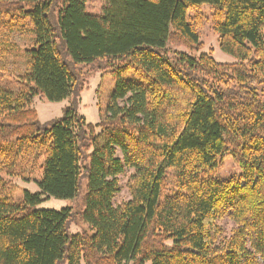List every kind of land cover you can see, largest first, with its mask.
<instances>
[{"label":"trees","instance_id":"1","mask_svg":"<svg viewBox=\"0 0 264 264\" xmlns=\"http://www.w3.org/2000/svg\"><path fill=\"white\" fill-rule=\"evenodd\" d=\"M88 2L0 0V55L18 53L11 33L32 37L17 89L0 84V264H264V0ZM205 5L235 62L193 54ZM80 64L113 76L99 122L67 108L40 123L34 97H69ZM226 156L240 174L214 175ZM83 168L91 232L69 235L71 208L36 205L74 198ZM36 175L39 192L15 198L13 178Z\"/></svg>","mask_w":264,"mask_h":264},{"label":"rangeland","instance_id":"2","mask_svg":"<svg viewBox=\"0 0 264 264\" xmlns=\"http://www.w3.org/2000/svg\"><path fill=\"white\" fill-rule=\"evenodd\" d=\"M101 8L100 0H89L88 9L94 12H99ZM203 12V18L201 24L198 27L200 39L203 43L198 51H194L193 54L196 56L200 52H210L212 57L220 63H233L236 58L224 51L219 47L217 35L213 32L211 27L210 10L208 5L201 8ZM194 13V12H193ZM191 13V14H193ZM11 42L19 47V51L16 54H5L0 55V84L6 85L13 90L17 89V85L13 81V76L20 75L27 69V58L23 54L22 50L27 48L31 44L30 33H19L14 32L8 35ZM171 52L173 51H185L184 47L168 45L167 47ZM67 62L70 63V57L65 56ZM80 72V77L84 78L87 73L89 74L85 79L79 81V85L76 91L69 97L60 101H49L48 99L38 95L34 97L33 107L37 111L38 121L42 124H49L63 116L67 108H73L77 114L82 115L88 123L97 124L100 120L101 114L103 113L105 106L109 100L110 94L114 88L113 76L108 71H103L95 64L85 65L77 67ZM257 93L264 103V84L256 85ZM96 131H99V127H96ZM86 169H82V176L79 183V189L77 194L72 199H60L55 197H49L43 199L36 205L37 209H54L60 211L62 209L71 208L73 217L69 221L67 233L75 234L84 231H89L87 223L79 219L78 213L83 209V198L87 191L86 183ZM241 169L233 161L231 156H226L222 159L218 169L214 175L218 177H228L230 175L240 174ZM130 174V170H127L124 174L118 177L119 190L115 194L114 204H119L122 201H126L130 197V193L127 187V180ZM28 181L22 180L21 178H13L17 190L14 192L15 198L22 196L24 191L30 193L39 192V186L36 180L40 179L39 175ZM221 227L229 233L233 226V223L228 218H223L219 221ZM57 264H67V260L64 258ZM150 264V262H146Z\"/></svg>","mask_w":264,"mask_h":264}]
</instances>
